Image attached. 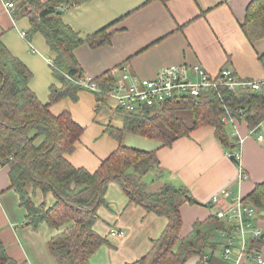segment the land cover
<instances>
[{"label":"crops","instance_id":"crops-1","mask_svg":"<svg viewBox=\"0 0 264 264\" xmlns=\"http://www.w3.org/2000/svg\"><path fill=\"white\" fill-rule=\"evenodd\" d=\"M249 1L87 0L61 15L83 39L103 28L111 32L106 44L91 47L84 41L74 49L83 76L88 79L106 71L111 76V70L123 66L136 77L153 78L162 67L180 64L198 65L210 75L227 67L241 79H261L264 66L259 55L264 53V37L249 42L239 24ZM29 26L27 16H14L13 10L0 1V41L31 72L28 87L45 104L49 86H60L50 69L55 53L39 33L34 34L30 42L26 41L24 32ZM49 110L54 115L67 111L72 120L83 127L74 149L64 154L75 167L95 171L119 143L156 151L161 177L151 172L144 175L147 190L156 191L164 182H169L187 189L195 200V203L184 201L179 206L180 237L188 234L195 222L216 216L217 211L230 210L238 198H242L244 205H251L243 197L256 183L264 181V120L255 129L248 128L244 120L228 121L237 145L227 150L216 139L214 127L210 125L195 128L171 145L132 133H123L117 141L106 130L108 126L118 129L123 126V115L116 99L106 96L104 104L99 105L95 93L87 89L78 92L76 101L63 98L52 103ZM228 151L239 152L238 162ZM32 190L28 185V191ZM213 197H217V201L213 202ZM31 198L34 204L44 203L45 207L54 202L51 192L44 194L38 188L33 190ZM104 199L107 205L96 210L93 229L106 242L89 257V263L125 264L148 253L153 240L164 230L167 217L130 202L115 180L108 182ZM262 212L257 210L252 220L253 225L260 228L263 241L255 254L247 247L253 240L248 232L243 254L238 257L240 240L235 236L232 253L225 258L222 235L230 233L234 226L216 216L230 230L224 229L213 236V242L218 244L213 251L205 249L202 255H192L183 264H198L199 261L200 264H259L257 257L264 259ZM25 215L18 193L10 188L8 167L0 164V243L6 255L15 264H59L48 242L60 229L51 228L45 222L33 228ZM258 216L263 219H257ZM112 230H120L122 235H113Z\"/></svg>","mask_w":264,"mask_h":264},{"label":"trees","instance_id":"trees-1","mask_svg":"<svg viewBox=\"0 0 264 264\" xmlns=\"http://www.w3.org/2000/svg\"><path fill=\"white\" fill-rule=\"evenodd\" d=\"M9 1L14 3V16L29 19L30 26L24 32L26 41L30 42L32 36L39 33L55 53L50 69L60 86L50 85L48 102H40L28 87L31 72L0 41V164L8 167L10 188L18 193L28 224L35 228L45 222L51 228L60 229L48 242L58 263L90 264L89 257L106 242L95 232L93 224L98 207L107 205L104 193L112 180L120 184L130 202L165 215L168 220L149 252L125 264H183L192 255H202L205 249L213 251L218 246L213 236L224 229L229 231L230 227L210 215L195 222L191 231L180 237L179 206L184 201L195 203V200L187 189L169 182H164L156 191L147 190L144 175L151 172L161 177L156 151L119 143L93 172L75 167L65 158L64 154L74 149L83 127L72 120L69 112L54 115L49 106L63 98L76 101L78 92L85 89L78 82L83 73L74 49L84 41L91 47L106 44L111 36V32L103 28L83 39L62 20V13L57 12L87 0ZM239 24L249 42L264 37V0H250ZM259 60L264 66V53L259 55ZM91 81L101 90L95 93L97 103L104 104L113 82L109 71ZM120 112L122 128L106 127L117 141L123 133H132L171 145L195 128L210 125L222 146L232 150L237 143L230 134L228 121L244 120L251 129L264 120V82L257 90L231 91L215 86L196 97L168 99L137 111ZM28 185L44 194L51 192L52 205L34 204L33 190L30 193ZM243 200L259 212L264 211V181L256 183ZM262 244L261 238L253 239L249 250L255 254ZM0 264H15L1 243Z\"/></svg>","mask_w":264,"mask_h":264},{"label":"built area","instance_id":"built-area-1","mask_svg":"<svg viewBox=\"0 0 264 264\" xmlns=\"http://www.w3.org/2000/svg\"><path fill=\"white\" fill-rule=\"evenodd\" d=\"M4 6L13 10L14 3L9 0H0ZM113 84L106 94L107 97L116 99L117 107L123 111H137L143 106H153L168 99H181L184 97H196L202 91H207L210 87L223 86L231 91L257 90L264 77L261 79H241L229 68L222 67L217 74L210 75L198 65L188 66L185 64L169 65L162 67L153 78H139L132 75L128 67L111 70ZM79 84L92 93L101 91L99 86L84 76L79 79ZM255 129V128H254ZM253 132V129L251 130ZM262 138L261 135L258 137ZM228 155H231L230 153ZM234 159L239 160V152L232 154ZM213 202L217 197H213ZM257 210L252 205H244L242 198H238L228 211H217L219 219H225L234 226L233 230L226 235L223 256L231 255L233 238L237 236L240 240V255L245 249V237L248 232L252 239L261 238V230L253 225ZM113 235H122L120 230H112ZM225 234V233H223ZM259 264H264V259L257 257Z\"/></svg>","mask_w":264,"mask_h":264},{"label":"rangeland","instance_id":"rangeland-1","mask_svg":"<svg viewBox=\"0 0 264 264\" xmlns=\"http://www.w3.org/2000/svg\"><path fill=\"white\" fill-rule=\"evenodd\" d=\"M235 75H236V74H235ZM228 152L231 154V155H230V157H231V158H233V157H232V154H234V153H235V151H233V152H232V151H231V152H230V151H228ZM197 203H199V202H197ZM199 204H200V203H199ZM51 205H52V204H51ZM258 218H259V219H263V217H262V216H258V217H257V219H258ZM261 229L264 231V227H262ZM217 235H218V234H217ZM217 235H216V236H217ZM248 246H249V244L247 243V247H248Z\"/></svg>","mask_w":264,"mask_h":264},{"label":"water","instance_id":"water-1","mask_svg":"<svg viewBox=\"0 0 264 264\" xmlns=\"http://www.w3.org/2000/svg\"><path fill=\"white\" fill-rule=\"evenodd\" d=\"M57 12H58V13H63V11H62V10H58ZM262 214H264V212H262Z\"/></svg>","mask_w":264,"mask_h":264}]
</instances>
